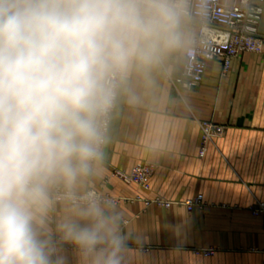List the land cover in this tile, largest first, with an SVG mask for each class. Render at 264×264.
<instances>
[{"label":"clouds","instance_id":"clouds-1","mask_svg":"<svg viewBox=\"0 0 264 264\" xmlns=\"http://www.w3.org/2000/svg\"><path fill=\"white\" fill-rule=\"evenodd\" d=\"M194 0H0V264H132L98 186L112 113L193 41Z\"/></svg>","mask_w":264,"mask_h":264},{"label":"crops","instance_id":"crops-1","mask_svg":"<svg viewBox=\"0 0 264 264\" xmlns=\"http://www.w3.org/2000/svg\"><path fill=\"white\" fill-rule=\"evenodd\" d=\"M197 26L194 20L193 37ZM258 33L264 37V16ZM184 54L138 99L121 97L98 186L134 199L119 206L131 219L132 264H264V54L243 53L227 71L215 59L197 87L176 90L170 78L180 75ZM203 122L225 131L200 155ZM144 162L157 166L147 188L112 174ZM157 196L178 203L201 196L202 203L191 213L175 204L163 218L155 209L140 215L141 200Z\"/></svg>","mask_w":264,"mask_h":264},{"label":"built area","instance_id":"built-area-1","mask_svg":"<svg viewBox=\"0 0 264 264\" xmlns=\"http://www.w3.org/2000/svg\"><path fill=\"white\" fill-rule=\"evenodd\" d=\"M194 8V20L198 23L197 34L185 51L180 75L170 78L176 90L197 87L203 79L208 63L215 59H220L224 71H227L232 59L243 53L264 54V37L258 33L259 23L264 16V0H194ZM201 127L200 155H203L205 145L223 135L225 126L203 122ZM154 169L155 165L151 163L140 164L128 173L119 172L118 176L148 186ZM155 201L165 206L171 205V202L159 198ZM201 203L202 197L197 196L182 204L191 210ZM213 253V250L203 251L204 255Z\"/></svg>","mask_w":264,"mask_h":264},{"label":"rangeland","instance_id":"rangeland-1","mask_svg":"<svg viewBox=\"0 0 264 264\" xmlns=\"http://www.w3.org/2000/svg\"><path fill=\"white\" fill-rule=\"evenodd\" d=\"M146 163H148V162H144V163H137V164H135L133 167H135V166H137V165H140V164H146ZM152 164V163H151ZM154 165V164H153ZM133 167H131V169L133 168ZM156 168H157V166L155 165V169H154V173H155V171H156ZM131 169L129 170V171H114L112 174L115 176V177H117V178H119L121 181H123L124 183H127V184H130V183H135V184H139V185H142L143 187H145V188H147L148 186H149V183H148V186H145V185H143V184H141V183H137V182H130V181H127V180H125V179H123V178H120V176H118V173L119 172H121V173H128V172H130L131 171ZM154 173H153V175H154ZM153 175L151 176V178L153 177ZM151 178H150V180H151ZM149 180V181H150ZM105 194H107V195H109L110 197H112L116 202H117V204H118V206H120V205H124V204H130V203H132L133 201H134V199H131V198H129V197H121V196H115V195H112V194H110V193H107V192H105L104 190H102ZM156 198H159V199H161V200H164V199H162L161 197H153V198H148V199H143V200H141V202L143 203V205H144V209H143V211L140 213V215H142L143 213H147L148 212V210L149 209H155L156 211L153 213L154 214V216L156 217V218H163V211L164 210H169L172 206H174L175 204H177V205H179V204H182V203H178V202H174V201H168V202H171V205L170 206H165V205H162V204H158V203H156V201H155V199ZM164 201H167V200H164ZM183 205V204H182ZM197 206H199V205H197ZM196 207V206H195ZM194 208V207H193ZM163 210V211H162ZM186 210H187V212L188 213H191L192 212V210L193 209H187L186 208ZM130 222H131V219H128V218H126L125 219V221H124V224H123V230H124V232L125 233H127L128 235L129 234H131L132 232H131V228H130ZM131 247V246H130ZM137 248H138V246H136ZM136 248V249H137ZM140 251H142L143 253H146V252H148L149 250H150V247H147V246H143V247H139L138 248ZM203 253V252H202Z\"/></svg>","mask_w":264,"mask_h":264}]
</instances>
